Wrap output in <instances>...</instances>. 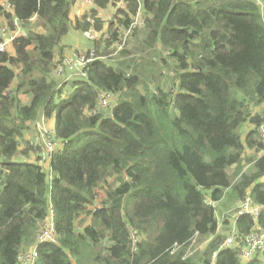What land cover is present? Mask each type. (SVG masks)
<instances>
[{
  "label": "trees",
  "instance_id": "16d2710c",
  "mask_svg": "<svg viewBox=\"0 0 264 264\" xmlns=\"http://www.w3.org/2000/svg\"><path fill=\"white\" fill-rule=\"evenodd\" d=\"M123 1L120 28L143 14V51L161 50L167 74L154 89L127 62L98 58L84 78L54 81L73 0H0V28L27 30L0 53V264L35 246L50 212L57 244L38 245L37 264H239L237 247L221 248L227 237L213 204L225 196L260 208L256 222L235 219L238 236L264 227L255 112L264 109V0ZM91 2L104 10L113 0ZM86 17L75 29H91ZM107 34L116 42L117 31ZM102 94L117 99L101 108ZM41 119L54 121L61 144L48 172L38 164L43 147L25 135ZM245 150L254 154L249 173ZM195 239L202 247L189 254ZM245 264H264V250Z\"/></svg>",
  "mask_w": 264,
  "mask_h": 264
},
{
  "label": "rangeland",
  "instance_id": "374dc122",
  "mask_svg": "<svg viewBox=\"0 0 264 264\" xmlns=\"http://www.w3.org/2000/svg\"><path fill=\"white\" fill-rule=\"evenodd\" d=\"M70 18L72 20V28L70 29L68 35L62 39V48L60 51H57L56 56V68L64 60L71 58L73 56L99 59L102 62L116 65L118 63L127 62L130 66L128 74H136L142 84L150 89H154L155 84L164 82L165 78H161L158 75L163 74L166 76L167 70L158 62L159 57L161 58V50L159 48L153 52L143 51L142 42L145 38V29L144 25L141 24L143 14L141 13L133 18L134 22L128 30L121 29L119 21L123 20L124 16L118 14L119 11H124L126 14H129L127 5L123 0H113L112 4L104 10L95 8L92 5L91 1L86 3L83 0H73L72 7L70 9ZM95 11V20L98 21L99 25L102 26L103 31L98 33L93 28L95 24L91 20V12ZM261 13L264 14L263 8ZM88 14L89 17H86L92 23V27L87 32H82L81 29H75L76 24H73L78 19L80 23L84 20L85 16ZM109 24H112V29L109 30ZM80 27V25H79ZM81 28V27H80ZM32 29V26L30 27ZM117 31V40L113 44L110 43V36L107 33H112ZM27 34V30L19 27L18 30H15L12 33H5L3 28H0V35L3 42H7L11 36H21ZM112 39V38H111ZM6 52L12 53V49L9 45L5 47ZM97 55L99 57H97ZM166 55L162 54V58H165ZM56 68L53 71L52 79L60 83H68L74 79H82L80 70L67 71L64 70L60 75H58ZM164 79V80H163ZM69 85V84H68ZM66 86L64 92L70 91V87ZM24 99V98H23ZM117 97L111 96V101L108 103V106H111L114 100ZM107 106V107H108ZM102 107L101 108H107ZM255 112L259 114L263 113V109H257ZM249 128L248 125L242 127L241 134L243 135L246 130ZM54 121L49 120L45 121L44 119L39 120L35 124H31L29 130L26 132V140L29 142V147L40 146L43 147L42 151L45 153L49 144L51 137L53 136ZM254 157V154L251 150H245L243 154V162L241 164L242 172L249 173L251 171L252 165L247 160ZM41 166L44 168L45 172L47 171V162L44 161ZM235 171V168H231L228 173L232 175ZM95 205H99L98 200ZM241 203L234 202L229 199L227 196L215 204L216 206V216L219 223V232L222 235H229L231 226L233 224V215L237 212ZM229 220V223H232L230 226L224 229L223 225L221 226V220ZM226 230L228 232H226ZM202 245L198 243V240H193L189 246V254L200 249ZM192 250V251H190Z\"/></svg>",
  "mask_w": 264,
  "mask_h": 264
},
{
  "label": "built area",
  "instance_id": "2783aa9c",
  "mask_svg": "<svg viewBox=\"0 0 264 264\" xmlns=\"http://www.w3.org/2000/svg\"><path fill=\"white\" fill-rule=\"evenodd\" d=\"M88 1L90 0H83L84 3ZM132 24L133 23H131V25ZM141 24H143V22H141ZM14 27L16 28V30H18L20 26L15 22ZM21 36L25 37V35H21ZM15 38H16L15 36H11L7 42L2 41L0 43V53H3L6 51L5 49L6 45H9L11 47L12 46L11 44L13 43ZM91 62H92L91 58L73 56L71 58L64 59L57 66L56 70H57L58 75H60L64 70H67L69 72L80 70L82 75L84 76L83 70ZM112 99H113V96H112ZM110 101H111V95L109 94L101 95L100 105L102 107H107ZM258 132L264 143V109L262 113V122L259 126ZM46 148H47L46 152L45 153L43 152L40 156V161L38 163L40 166L44 161L48 160L49 155L53 151L61 150V144H59L58 141H56L54 137L52 136ZM260 182H262V184L264 185V177L260 180ZM204 203L211 204L209 200H205ZM241 215H249L250 217L253 218V221L256 222L260 216V208L257 206H253L249 198H246L245 201L241 202V205L238 208L237 212L233 215V218H232L233 224L231 226L230 233L225 239V241L223 242V245L221 246V248L237 247L239 249V264H245L247 262L252 261L255 255L263 252L264 250V227H259L258 225L254 223V227L250 230V232L246 236L244 237L238 236L235 230V227H234V223H235V219ZM46 243L52 244V245L57 244V237L55 235V229H54V224L52 221L51 212L49 213V216L43 223V226L38 234L35 246L31 250L20 252V254L16 258L17 264H37L38 262L37 246L40 244H46ZM214 258H215V255H213L212 259Z\"/></svg>",
  "mask_w": 264,
  "mask_h": 264
},
{
  "label": "bare ground",
  "instance_id": "6f19581e",
  "mask_svg": "<svg viewBox=\"0 0 264 264\" xmlns=\"http://www.w3.org/2000/svg\"><path fill=\"white\" fill-rule=\"evenodd\" d=\"M226 237H227V235H226Z\"/></svg>",
  "mask_w": 264,
  "mask_h": 264
},
{
  "label": "clouds",
  "instance_id": "9594fccd",
  "mask_svg": "<svg viewBox=\"0 0 264 264\" xmlns=\"http://www.w3.org/2000/svg\"><path fill=\"white\" fill-rule=\"evenodd\" d=\"M91 1V0H90Z\"/></svg>",
  "mask_w": 264,
  "mask_h": 264
}]
</instances>
